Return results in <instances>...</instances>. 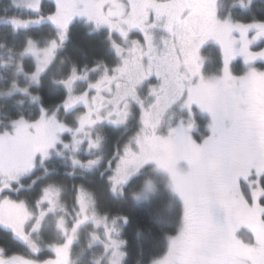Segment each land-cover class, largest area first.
I'll return each mask as SVG.
<instances>
[{
    "label": "snow or ice",
    "instance_id": "1",
    "mask_svg": "<svg viewBox=\"0 0 264 264\" xmlns=\"http://www.w3.org/2000/svg\"><path fill=\"white\" fill-rule=\"evenodd\" d=\"M0 264H264V0H0Z\"/></svg>",
    "mask_w": 264,
    "mask_h": 264
},
{
    "label": "trees",
    "instance_id": "2",
    "mask_svg": "<svg viewBox=\"0 0 264 264\" xmlns=\"http://www.w3.org/2000/svg\"><path fill=\"white\" fill-rule=\"evenodd\" d=\"M95 37H90L84 34L82 29L74 30L70 49L73 51H90L95 44ZM214 54V53H213Z\"/></svg>",
    "mask_w": 264,
    "mask_h": 264
},
{
    "label": "rangeland",
    "instance_id": "3",
    "mask_svg": "<svg viewBox=\"0 0 264 264\" xmlns=\"http://www.w3.org/2000/svg\"><path fill=\"white\" fill-rule=\"evenodd\" d=\"M241 65H242V60H241Z\"/></svg>",
    "mask_w": 264,
    "mask_h": 264
}]
</instances>
